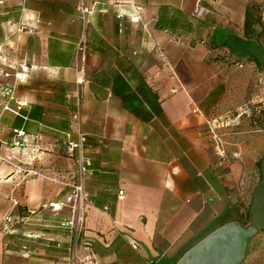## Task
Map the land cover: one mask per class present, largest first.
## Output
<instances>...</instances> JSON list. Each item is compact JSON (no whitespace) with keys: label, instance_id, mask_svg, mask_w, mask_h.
I'll return each mask as SVG.
<instances>
[{"label":"crops","instance_id":"crops-1","mask_svg":"<svg viewBox=\"0 0 264 264\" xmlns=\"http://www.w3.org/2000/svg\"><path fill=\"white\" fill-rule=\"evenodd\" d=\"M80 1L93 7L84 32ZM246 6V0H0V48L7 54L0 53V70L15 66V57L31 65L10 102L18 114L0 115V221L8 211L28 214L16 233L0 229V264H68L59 227L65 210L38 207L64 198L77 152L27 159L12 145V129L47 140L70 132L75 139V111L91 158L82 254L91 251L96 264H175L215 226L249 220L260 156L239 139L237 88L244 80L230 79L218 56L229 51L213 45L227 32L244 38ZM80 37L85 46L77 57ZM220 121L225 159L208 131ZM25 165L46 175L26 173ZM24 229L48 231V240L27 238ZM56 234L59 246L50 239Z\"/></svg>","mask_w":264,"mask_h":264},{"label":"built area","instance_id":"built-area-1","mask_svg":"<svg viewBox=\"0 0 264 264\" xmlns=\"http://www.w3.org/2000/svg\"><path fill=\"white\" fill-rule=\"evenodd\" d=\"M24 1V0H22ZM80 18L82 20L83 32L86 24L88 23L87 16L92 14L93 7L86 6L82 1L77 5ZM119 17L123 14L118 13ZM132 20L134 18H131ZM137 20V18H136ZM24 26L17 28V31L23 29ZM85 46L84 38L80 37L76 43V56L78 57ZM0 53L3 58H7V54H4L0 48ZM15 66H8L0 70V115L3 111H11L14 114L18 112L11 108L10 102L14 99V90L18 82H24L28 78V73L31 65L26 62L17 61ZM37 67V66H36ZM76 77V82L81 83L84 78L79 74ZM21 104V102H19ZM72 120L74 121V130L76 138L73 139L70 132H66L63 137H49L48 140L42 134H31L25 132L23 129H12L13 138L12 145L15 148H21L23 153L33 152L41 149L49 153H57L74 158V153L77 152L75 157V179L71 182L64 183L68 187V191L65 193L64 198L60 201L48 202V208L52 212H59L65 210L66 215L59 222V227L65 232L67 238V260L68 264H96V260L93 257L91 251L83 250V232L85 225L86 208L90 201L84 188V179L91 172V158L84 151L86 144V135L79 127V112L75 111L72 114ZM217 126L214 124H208V131L210 135V141L214 146L217 155L220 159L227 157L225 148V142L222 136L216 131ZM39 172V173H38ZM26 173L31 174H45L43 170L28 169ZM46 175V174H45ZM119 195L123 194L120 190ZM12 204L18 205V200L12 197ZM34 211H31L33 213ZM28 214H13L12 211L6 212L0 221V229L7 234L16 233L18 226L24 222ZM26 237H41L42 239L48 240L47 236H39L36 234L26 233ZM56 241V245L59 246L61 243L60 234H56L50 238ZM135 243L133 247L135 248Z\"/></svg>","mask_w":264,"mask_h":264},{"label":"rangeland","instance_id":"rangeland-1","mask_svg":"<svg viewBox=\"0 0 264 264\" xmlns=\"http://www.w3.org/2000/svg\"><path fill=\"white\" fill-rule=\"evenodd\" d=\"M246 5L250 7L251 11L254 13L256 19L254 24L255 40H258L261 45H255L251 48L261 57L263 68H258L253 62L247 61L244 58L237 61L233 55L226 51L218 53V56L226 64L231 80H237L238 82L244 80V87L237 88L238 100L241 102L236 112L241 113V120L237 125L239 128V139L243 141V144L251 153L254 152V154L260 156L261 159L264 156V0H246ZM250 119H253L255 122L256 130L254 132L251 131L252 124L250 123ZM213 124L218 128L223 126V124L225 126V122L221 124V121ZM229 127L230 125L227 126V128ZM226 137L230 138L226 141L232 143L231 139L234 135L228 132ZM46 155L47 152H42V150L39 149L28 152L25 156L27 159L34 158L35 160L39 159L43 161L46 159ZM25 166H22V170L29 168L28 165ZM38 208L48 209V203H44ZM248 223L249 220H246L245 224ZM22 224H24V222L20 225ZM21 233H31L48 237V231L45 230L24 229V231L21 230ZM33 238L38 237H31V239ZM241 264H264V231L257 233L249 240L246 256Z\"/></svg>","mask_w":264,"mask_h":264},{"label":"water","instance_id":"water-1","mask_svg":"<svg viewBox=\"0 0 264 264\" xmlns=\"http://www.w3.org/2000/svg\"><path fill=\"white\" fill-rule=\"evenodd\" d=\"M260 179L255 185L248 213L249 223L225 221L186 248L175 264H241L248 243L264 231V156L260 159Z\"/></svg>","mask_w":264,"mask_h":264},{"label":"trees","instance_id":"trees-1","mask_svg":"<svg viewBox=\"0 0 264 264\" xmlns=\"http://www.w3.org/2000/svg\"><path fill=\"white\" fill-rule=\"evenodd\" d=\"M256 22L254 13L250 7L246 6L245 19H244V38L235 34L227 32L219 41H213L214 46L226 47L231 55L237 61L245 59L253 62L258 68H263L261 57L251 48L252 46H261L258 40L252 38L255 36L254 24ZM260 161L258 162L259 165Z\"/></svg>","mask_w":264,"mask_h":264}]
</instances>
